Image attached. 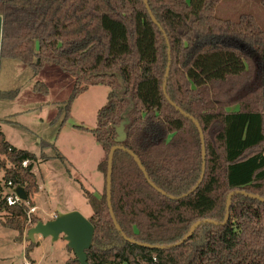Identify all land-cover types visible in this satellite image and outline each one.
I'll use <instances>...</instances> for the list:
<instances>
[{"label": "trees", "instance_id": "trees-1", "mask_svg": "<svg viewBox=\"0 0 264 264\" xmlns=\"http://www.w3.org/2000/svg\"><path fill=\"white\" fill-rule=\"evenodd\" d=\"M219 2L146 0L156 24L144 0H0V57L33 74L55 64L74 77L61 124L88 86L108 88L90 129L104 150L97 164L103 191L83 189L92 206L88 264H264V201L249 195L264 198V28L247 12L219 17ZM33 90L45 93L47 86L35 81ZM194 121L204 170L191 190L202 164ZM121 123L125 137L116 142ZM112 145L123 146L113 150L110 167L118 230L105 192ZM37 160L0 130L4 183L23 186L28 199L37 188ZM0 210V224L22 234L25 206L0 197Z\"/></svg>", "mask_w": 264, "mask_h": 264}, {"label": "rangeland", "instance_id": "rangeland-1", "mask_svg": "<svg viewBox=\"0 0 264 264\" xmlns=\"http://www.w3.org/2000/svg\"><path fill=\"white\" fill-rule=\"evenodd\" d=\"M242 12L253 14L264 28V7L259 0H220L215 8V14L222 18L236 19ZM73 80V75L55 64L44 65L37 74H33L26 64L11 58H2L0 64V87L18 91L14 98L0 100L1 115L21 109L28 94L42 101L35 111H23L12 118L18 122L25 118L24 115L28 118L36 114L30 124L33 123V131L38 137L34 140L31 136L30 142L33 145L31 150L38 156L32 168L38 185L29 199L36 206L31 216L41 220L70 210L89 217L92 206L83 189L96 196L103 191L104 179L97 164L103 159L104 150L90 129L95 125L97 109L106 100L108 88L104 85L88 86L73 98L68 115L61 124L64 103L71 93ZM35 81L44 82L48 91L31 93ZM0 129L12 139H22L20 124L1 122ZM38 139H41V145ZM41 152L45 158H39ZM2 176L0 170V194L10 190ZM4 217V211L0 210V220ZM34 223L25 221L23 233L19 235L16 230L0 224V264H23L25 260L30 264H71L75 257L62 234L54 240L37 234L33 240L26 238V230Z\"/></svg>", "mask_w": 264, "mask_h": 264}, {"label": "water", "instance_id": "water-1", "mask_svg": "<svg viewBox=\"0 0 264 264\" xmlns=\"http://www.w3.org/2000/svg\"><path fill=\"white\" fill-rule=\"evenodd\" d=\"M146 8L148 9V6L146 4V0H144ZM148 12L150 14V17L152 21L156 24L157 21L153 17V15L150 13V10L148 9ZM0 37H1V17H0ZM169 53V48L167 49ZM169 60V58H168ZM168 69H169V61L167 63L166 69H165V78L168 74ZM162 90L165 93V82L162 85ZM168 99V98H167ZM170 103V99H168ZM198 130H199V135H200V140H201V154H202V164H201V173L199 176V179L197 180L196 184L192 187L191 190H193L198 183L201 181V178L203 176V170H204V147H203V136L201 129L196 121H194ZM125 137V133L123 132V123L118 125L116 127V136H115V141L119 142L123 140ZM120 147L123 148L122 145H112L109 148L108 154H107V164H106V175H105V192H106V204L108 207V212L110 214V217L112 219V222L115 226V228L118 230L119 226L114 218V215L112 213V209L110 207V167H111V155L112 152L115 148ZM129 151V150H128ZM129 153L135 158L137 161V164L139 168L144 172L139 160L135 157V155L129 151ZM146 176V175H145ZM13 191L18 195L19 198L25 200L27 198V194L21 185H16L13 188ZM237 190L230 191L226 197V202H225V216L223 221L221 222L222 224L225 223L227 217H228V207H229V202H230V197L231 195ZM243 192V191H241ZM255 198H259L261 201H264V198L259 197L255 194H249ZM200 223V221L194 222L190 228L188 233L180 240L183 241L186 237L190 235V233L195 229V227ZM34 234H37L38 236L46 237L49 236L51 239H56L60 234H62L63 238L66 241L67 247L72 250L75 259L78 261L79 264H88L87 262V255L85 252V249H87L90 245L91 238L93 235V225L91 222L88 220L87 217L83 216L80 212L77 210H70L66 212H60L55 214L52 218L46 219V220H41L37 219L35 223L30 226L26 230V238L29 240H33ZM130 240V239H128Z\"/></svg>", "mask_w": 264, "mask_h": 264}, {"label": "crops", "instance_id": "crops-1", "mask_svg": "<svg viewBox=\"0 0 264 264\" xmlns=\"http://www.w3.org/2000/svg\"><path fill=\"white\" fill-rule=\"evenodd\" d=\"M1 61H2V58L0 57V64H1ZM29 67V66H28ZM43 68V67H42ZM41 68V69H42ZM40 69V70H41ZM40 70L37 72L39 73ZM36 73V74H37ZM47 86V85H46ZM31 89L33 92L31 93H35L36 91L33 90V84L31 86ZM2 91H5V89H2L0 87V92ZM47 91H48V87H47ZM18 92V91H17ZM17 92L16 94L13 96V97H10V98H5L3 96L0 95V100L1 99H12L14 98L16 95H17ZM36 93H41V92H36ZM34 95V94H33ZM40 103H42L41 99L39 98H35L34 96H32V94H28L25 98V100L23 101V106L21 107V109H18V111H13L12 113L10 112L9 114H4V115H1L2 113L0 112V123L1 122H5V123H15V124H20V127L22 129V132H21V136L20 138L22 139H19V140H15V139H12L9 137V135H7V133H5V131L1 130L3 135H4V138L5 140L12 146L16 147V148H22V149H26L32 153L35 154V152H33L31 149L33 146L32 143L30 142V137L33 136L34 140H36V137H38L37 133H35V131H33V127H32V124H30V121H33L34 122V119L36 118V114H34V116H29L27 118V115H24V119L21 120V121H15V119H12L14 115H17V114H20L22 113L23 111H35L36 110V107L38 105H40ZM1 107V106H0ZM1 111V110H0ZM39 134V133H38ZM39 142V144L41 145L42 144V141L41 139H38L37 140ZM37 155V154H36ZM33 168V167H32ZM33 171V170H32ZM34 173V172H33ZM35 175V174H34ZM36 183H37V180H36ZM38 185V183H37ZM35 205V204H34ZM4 227V226H3Z\"/></svg>", "mask_w": 264, "mask_h": 264}, {"label": "built area", "instance_id": "built-area-1", "mask_svg": "<svg viewBox=\"0 0 264 264\" xmlns=\"http://www.w3.org/2000/svg\"><path fill=\"white\" fill-rule=\"evenodd\" d=\"M28 159H23L21 161V165L26 167L28 164ZM7 186L10 188L9 192L1 194V198L7 205H16V204H23L25 206V213H26V223L30 224L31 215L35 212L36 206L33 203H30V199L28 196L25 200L18 197V195L13 191L14 185H11L10 181H7ZM23 264H30L28 261H24Z\"/></svg>", "mask_w": 264, "mask_h": 264}]
</instances>
